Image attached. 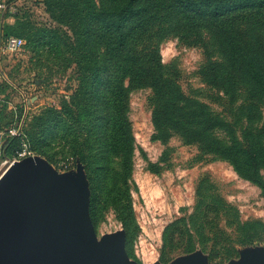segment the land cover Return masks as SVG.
I'll return each mask as SVG.
<instances>
[{"label":"rangeland","instance_id":"1","mask_svg":"<svg viewBox=\"0 0 264 264\" xmlns=\"http://www.w3.org/2000/svg\"><path fill=\"white\" fill-rule=\"evenodd\" d=\"M5 1L6 30L11 34L15 31L25 41L18 55L3 60L4 78L0 80L1 141L12 138L9 131L25 119L26 156L18 162L43 163L58 179H71L83 173L88 213L98 240L124 232L125 251L137 264H180L195 257L206 264H241L264 257V192L242 178L228 161L203 152L197 143H187L173 132L168 137L158 132L152 120L156 97L150 87L136 88L129 96V118L136 141L131 201L138 230L134 236L127 237L111 205L101 210L93 223L90 182L82 158L74 156L73 149L63 140H52L42 134L43 115L50 109L59 110L63 102H72L80 83L79 72L90 63L85 53L87 48L76 50L78 43L71 27L81 34L80 25L74 22L67 27L58 23L62 9L67 5L77 7V3L75 0ZM100 1L82 0L73 19L90 3L99 7ZM243 21L240 27L247 38L253 43L258 41L264 48V11L251 19L243 17ZM199 39L201 43L167 36L160 42L161 63L176 75L173 78L176 83L167 85L169 97L175 96L176 89L181 90L188 100L205 104L214 116L235 124V131H239L248 125L250 115L242 102L244 98L239 97L229 111L225 92L209 83L245 81L236 79L235 63L219 55L206 32ZM137 50H142V46ZM149 62L145 63L150 65ZM213 67H217L216 76L210 72ZM245 95L238 90L237 96ZM262 121L263 111L256 122ZM217 135L225 138L220 131ZM31 136H36V141ZM15 152L0 160V177L9 166L3 163L7 159L15 160ZM114 169L117 168H113L104 192L113 190ZM251 239L254 240L250 243Z\"/></svg>","mask_w":264,"mask_h":264},{"label":"trees","instance_id":"2","mask_svg":"<svg viewBox=\"0 0 264 264\" xmlns=\"http://www.w3.org/2000/svg\"><path fill=\"white\" fill-rule=\"evenodd\" d=\"M75 2L80 7L82 0ZM77 7L63 8L58 23L80 25L81 34L71 27L78 43L76 50L87 48L90 63L79 72L80 83L72 102H63L59 110L50 109L43 115L42 134L63 140L74 156L82 158L90 182L93 223L100 211L111 205L127 237L138 230L131 201L136 141L129 118V96L136 88L153 89L152 120L158 132L166 137L173 132L187 143H197L203 152L228 161L242 178L264 192V121L256 122L264 112V48L258 41H250L240 27L243 17L251 19L264 11V0H101L99 7L90 3L80 11L75 21ZM4 30L6 36L18 37L15 31ZM204 32L214 41L219 55L235 63L236 79L245 81L209 83L225 92L229 111L244 98L250 115L248 125L239 131H235V124L214 116L205 104L188 100L181 90L169 97L167 85L176 83V75L161 63L160 42L176 36L201 43ZM139 46L142 50H137ZM148 61L150 65L145 63ZM216 68L210 70L213 76ZM238 90L246 95L237 96ZM218 131L225 138L218 136ZM31 137L36 141V136ZM23 141V137H5L0 160L20 149ZM114 167L113 190L104 192Z\"/></svg>","mask_w":264,"mask_h":264},{"label":"water","instance_id":"3","mask_svg":"<svg viewBox=\"0 0 264 264\" xmlns=\"http://www.w3.org/2000/svg\"><path fill=\"white\" fill-rule=\"evenodd\" d=\"M87 199L81 172L58 179L38 161L13 163L0 177V264H137L124 232L98 240ZM241 264H264V257Z\"/></svg>","mask_w":264,"mask_h":264},{"label":"built area","instance_id":"4","mask_svg":"<svg viewBox=\"0 0 264 264\" xmlns=\"http://www.w3.org/2000/svg\"><path fill=\"white\" fill-rule=\"evenodd\" d=\"M8 12V5L5 0H0V80L4 78L2 72V62L4 59L8 58V56L18 55L25 46V41L19 37L15 36H6L5 34V19L6 14ZM25 119L19 121L16 128L10 130V135L12 137H23V129L25 125ZM15 160L11 161L7 159L3 164L10 165L15 162H18V159L24 158L26 156V145L23 142L20 149L16 152Z\"/></svg>","mask_w":264,"mask_h":264},{"label":"bare ground","instance_id":"5","mask_svg":"<svg viewBox=\"0 0 264 264\" xmlns=\"http://www.w3.org/2000/svg\"><path fill=\"white\" fill-rule=\"evenodd\" d=\"M4 165H5V164H3V166H4ZM11 165H12V164H10L9 166H8V165H6V166H8V168H9ZM8 168H7V169H8Z\"/></svg>","mask_w":264,"mask_h":264},{"label":"crops","instance_id":"6","mask_svg":"<svg viewBox=\"0 0 264 264\" xmlns=\"http://www.w3.org/2000/svg\"><path fill=\"white\" fill-rule=\"evenodd\" d=\"M1 142H2V141H1V139H0V144H1Z\"/></svg>","mask_w":264,"mask_h":264}]
</instances>
